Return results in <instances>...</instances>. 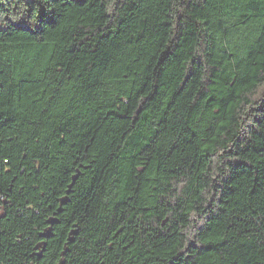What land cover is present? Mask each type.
Returning a JSON list of instances; mask_svg holds the SVG:
<instances>
[{"label": "trees", "instance_id": "16d2710c", "mask_svg": "<svg viewBox=\"0 0 264 264\" xmlns=\"http://www.w3.org/2000/svg\"><path fill=\"white\" fill-rule=\"evenodd\" d=\"M0 264H264V0H0Z\"/></svg>", "mask_w": 264, "mask_h": 264}, {"label": "water", "instance_id": "95a60500", "mask_svg": "<svg viewBox=\"0 0 264 264\" xmlns=\"http://www.w3.org/2000/svg\"><path fill=\"white\" fill-rule=\"evenodd\" d=\"M77 178H78V176H74V177H73V182H72V184L69 186L68 193L71 192V189L73 188V186H74V184H75ZM74 234H77V233H75L74 231H72L71 234H70V237H69V240H70V241L72 240Z\"/></svg>", "mask_w": 264, "mask_h": 264}]
</instances>
